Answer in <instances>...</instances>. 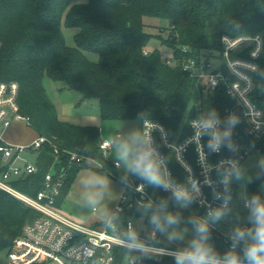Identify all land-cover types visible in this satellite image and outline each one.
Returning <instances> with one entry per match:
<instances>
[{
  "label": "trees",
  "instance_id": "trees-1",
  "mask_svg": "<svg viewBox=\"0 0 264 264\" xmlns=\"http://www.w3.org/2000/svg\"><path fill=\"white\" fill-rule=\"evenodd\" d=\"M152 19L169 24L170 34L161 44L172 49L173 64L167 62L169 58H164L159 48L146 53L155 37L146 30L147 21ZM63 28L77 29L74 46L67 44ZM245 34H261L264 46V0H0V83L18 84L20 113L30 118L29 126L37 135L97 161L99 166L94 170L121 184L130 175L117 168L101 150V127L61 120L45 89L44 78L65 82L68 89L85 99H97L103 120L157 121L166 127L171 140H180L192 133L190 120L204 115L194 101L197 79L183 70L184 61L220 57L223 35ZM91 53L97 55V60L89 58ZM258 61L260 71L255 77L261 84L264 48ZM231 104L224 88L218 87L212 111L220 115L222 107ZM128 138L117 132L113 141L118 145ZM157 141L169 156L176 180L184 181L185 171ZM36 158L37 173L12 181L16 189L31 196L41 189L43 177L54 162L52 148L44 147ZM56 167L67 173L59 206L77 174L88 166L64 157ZM142 181L154 192L157 203L146 211V218L158 215L164 226L168 214L188 217L190 208L182 206L162 187ZM262 182L264 170L258 171L249 184L248 197L256 195L264 201L259 190ZM143 208L128 209L123 218L130 217L134 209L140 216ZM39 215L0 189V253H8L24 225ZM206 244L216 247L219 256L228 252L211 235ZM141 264H175V258L162 256L157 261L155 256L147 255Z\"/></svg>",
  "mask_w": 264,
  "mask_h": 264
},
{
  "label": "built area",
  "instance_id": "built-area-1",
  "mask_svg": "<svg viewBox=\"0 0 264 264\" xmlns=\"http://www.w3.org/2000/svg\"><path fill=\"white\" fill-rule=\"evenodd\" d=\"M220 57L202 56L184 61L183 70L197 79V88L204 98L208 99L209 110L203 102L197 107L207 116L212 111L215 90L223 87L232 99L231 105H224L219 116V129L229 128L227 120L235 117L238 121L231 126L230 142L232 147L221 146L218 152L210 151L207 135L197 136V129L190 120L192 133L180 140H171L164 125L157 121L141 122L142 135L150 136L152 147L163 161L161 170L170 173L174 184L188 190L194 199L188 204L191 211L188 217L193 221H208V236L215 237L229 252L232 249V236L237 228H250L249 211L245 207L246 197L240 199V188L231 182L234 162L240 168L248 156L261 154L264 151V81L258 83L256 74L260 71L258 59L263 51V36L260 35H223ZM186 50V48H185ZM150 50H146L149 53ZM172 63V59H168ZM218 63V64H215ZM173 64V63H172ZM19 86L16 82L0 83V129L7 130L13 123L22 122L30 125V118L20 113L18 104ZM202 117V116H201ZM160 140L164 149L174 157L178 165L185 171L184 181L178 182L169 165V156L159 146ZM101 150L105 153L112 149L113 140H102ZM49 146L52 148L54 162L44 175L41 189L35 195H29L16 189L12 183L17 178L38 172L37 158L32 162L30 155L38 153ZM70 162L86 163L85 158L75 151L59 147L52 139L38 135L26 145H11L3 140L0 134V189L20 199L26 206L40 213L35 219L28 221L22 233L14 240L7 253L5 264H141L147 255L156 258L168 256L175 258L181 249L161 244L158 233L152 229L149 233H134V222L123 218L128 209L157 206L154 192H150L144 181L131 176L123 183V192L119 196L115 210L110 218L101 225L81 224L61 213L58 199L65 185L67 173L64 168L56 167L63 158ZM122 168L119 161L114 162ZM228 177L227 186L224 183ZM195 181L199 191L192 187ZM142 190H138L140 186ZM164 192L172 194L171 190ZM225 201L227 207L225 208ZM223 208L224 214L213 221L209 213ZM182 212L180 215L182 216ZM244 242L236 245L234 252L243 264ZM215 253L216 247L210 246ZM222 257V256H221Z\"/></svg>",
  "mask_w": 264,
  "mask_h": 264
},
{
  "label": "rangeland",
  "instance_id": "rangeland-1",
  "mask_svg": "<svg viewBox=\"0 0 264 264\" xmlns=\"http://www.w3.org/2000/svg\"><path fill=\"white\" fill-rule=\"evenodd\" d=\"M169 24L166 21L162 20H153L147 21L146 30L149 33H153L155 37L152 38L150 43L148 44L147 50H152L156 47L159 48L164 58L172 57L173 51L171 48H165L161 44L162 39H168L169 36ZM66 41L68 45L74 46V35L77 32V29H67L63 28ZM216 54V53H215ZM90 59L97 60V55L91 53L88 54ZM172 59V58H171ZM218 64V63H215ZM44 86L47 90L49 97L56 105L57 109L61 112V118L65 122H70L73 124L78 125H97L102 129V139H111L114 140L115 135L117 132L127 133L129 137H131L134 133H141L142 134V125L141 120H103L100 115L99 111V102L97 99H85L83 96L75 91L70 90L66 87L65 82L63 81H53L49 77H45ZM199 88H196L194 91L195 98L194 101L203 102L204 109L208 111L209 104L208 99L204 98L203 95L200 93ZM0 134L4 141L11 145H17V138H21L25 140V144L32 142L37 136L34 131L30 130L28 127L24 126L22 122L14 123L10 128L7 130L0 129ZM32 140V141H31ZM19 145V144H18ZM106 157L110 158L113 161H119L117 156V144H114L112 149L105 152ZM36 156L30 155V161L34 162ZM122 165V170L127 171L126 166L123 162L119 161ZM95 167H98L95 165ZM94 167V168H95ZM94 168H84V173L90 172V178L94 176H103L100 173H97ZM241 172V178L236 179L235 175L231 179V182L237 185L240 188L239 197L240 199H244L249 195V187L250 183L253 181L256 173L258 171L264 170V151L261 154H252L248 156V158L244 161V163L239 168ZM128 174L132 178H137V176L132 175L130 172ZM107 178V176H103ZM113 180V179H112ZM92 189V190H91ZM89 190L97 191L99 190L98 187L92 188ZM124 188L122 185L117 183H113L110 181L106 188H103V197L102 201L109 197H104L107 194H111L116 196L115 204L111 214L108 218L111 217L113 214L115 207L117 205V201L119 196L123 192ZM259 190L264 197V182L259 185ZM89 192V193H90ZM88 193V194H89ZM69 194V193H68ZM81 199L77 196L72 197V201L66 204L62 208V214L66 217L70 218L71 220L86 224L84 221L80 220L81 218H85L89 216L93 212V208L95 205H91L87 199ZM67 200V199H66ZM65 202V200H64ZM98 205V204H96ZM149 210L148 208H143V213L140 216L136 215L137 209L132 210L133 214L129 217L134 222V233L141 234V232L149 233L152 229H155L151 224L150 220L146 218V211ZM177 218V223L175 225L168 226L167 224L164 225V231H158L160 233L159 240L162 245L164 246H171L178 249H185L188 248L194 238L197 237L196 233V225L191 224L189 219L186 218ZM107 220V219H106ZM175 234V238H170ZM160 257L156 258L158 261ZM7 261V253L3 251L0 253V263L5 264ZM53 264V263H48Z\"/></svg>",
  "mask_w": 264,
  "mask_h": 264
},
{
  "label": "clouds",
  "instance_id": "clouds-1",
  "mask_svg": "<svg viewBox=\"0 0 264 264\" xmlns=\"http://www.w3.org/2000/svg\"><path fill=\"white\" fill-rule=\"evenodd\" d=\"M238 121L235 117H229L227 124L228 129L221 131L219 129L220 118L215 110L209 112L207 116H202L193 121V127L197 129V136L207 135L208 148L210 151L218 152L221 146L227 145L232 147L230 142L231 126H234ZM117 156L119 161L123 162L128 172L137 176L142 180H146L149 184L157 187H163L165 190H171L174 199L182 206L187 207L192 202L194 197L184 187L176 185L170 179V173L166 169L161 170L163 161L158 153L152 147L150 136L141 133H134L131 137L121 140L117 145ZM232 166L236 179L241 178V172L234 162H229ZM228 177L224 179L227 186ZM86 183L92 187L100 189L107 187V182L99 177H91ZM193 189L198 192L199 188L196 182H192ZM141 185L138 190H142ZM103 196V191H92L88 194V202L91 205H96ZM163 203V202H162ZM224 207H227L225 201ZM245 207L249 211V222L252 225L250 228H237L232 236V249L225 253L222 257L217 255L214 250L206 244L208 236V221H193L196 225L197 237L194 238L188 248H185L175 255V264H243V261L235 254L234 249L241 241L244 242L243 254L247 264H264V201L259 196H252L245 201ZM224 214L223 208L216 209L209 213V217L213 221L219 220ZM168 226L175 225L177 218L171 214L165 217ZM150 222L158 231H164V226L161 224V218L158 215H153ZM175 238V234L172 237Z\"/></svg>",
  "mask_w": 264,
  "mask_h": 264
},
{
  "label": "crops",
  "instance_id": "crops-1",
  "mask_svg": "<svg viewBox=\"0 0 264 264\" xmlns=\"http://www.w3.org/2000/svg\"><path fill=\"white\" fill-rule=\"evenodd\" d=\"M44 83V82H43ZM48 93V92H47ZM57 112H58V116L59 118L62 120L61 118V112L59 109H57ZM16 123H19V122H16ZM14 124V123H13ZM12 124V125H13ZM24 126L28 127L30 130L34 131L36 136L37 133L35 130H33L29 125H26L25 123H23ZM86 125V124H85ZM101 132H102V129H101ZM120 132V131H119ZM121 134H125L126 136H128V134L125 132V133H122L120 132ZM129 137V136H128ZM101 139H102V136H101ZM103 140V139H102ZM104 140H108V139H104ZM110 140V139H109ZM108 140V141H109ZM17 143L19 145H22L25 143V140L24 139H21V138H17L16 139ZM32 141V140H31ZM31 143V142H30ZM17 144V145H18ZM29 144V143H28ZM26 145V144H25ZM113 161V160H112ZM117 161V160H116ZM115 162V161H114ZM87 166L89 169L91 168H94L95 165L96 166H99V164L97 163V161H93V160H88L86 162ZM96 168V167H95ZM98 173V172H97ZM105 176V175H103ZM103 176H94V177H99V178H102L104 179L106 182H107V185L108 183L113 182V183H117L119 185H121L117 180H115L114 178H112L111 176L107 178L103 177ZM90 178V172L88 173H84L83 169L77 174V177L75 178L70 190H69V194L66 195L65 197V202L63 200V202L58 206L59 207V210L62 212V208L70 203L72 201V197L73 196H77L79 198H83V199H86V196L88 195V193L90 192L89 190L91 189V187L86 183V181ZM113 179V180H112ZM99 188V187H98ZM92 190V189H91ZM99 191H103V189H100L99 188ZM92 192V191H91ZM103 197V196H102ZM104 197H109V198H106L105 200L102 201V198L99 200V202L97 203L98 205H95V207L93 208V212L85 217V218H81L80 220L84 221V223H86L87 225H93V226H98V225H101L104 221H106V219H108V216L111 214L112 210H113V207H114V202L116 200V196L114 195H111V194H107L106 196ZM67 199V200H66ZM171 247V246H170Z\"/></svg>",
  "mask_w": 264,
  "mask_h": 264
},
{
  "label": "water",
  "instance_id": "water-1",
  "mask_svg": "<svg viewBox=\"0 0 264 264\" xmlns=\"http://www.w3.org/2000/svg\"><path fill=\"white\" fill-rule=\"evenodd\" d=\"M163 225V223H161Z\"/></svg>",
  "mask_w": 264,
  "mask_h": 264
}]
</instances>
